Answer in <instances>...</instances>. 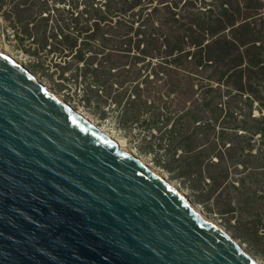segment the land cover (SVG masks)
<instances>
[{
    "label": "rangeland",
    "instance_id": "obj_1",
    "mask_svg": "<svg viewBox=\"0 0 264 264\" xmlns=\"http://www.w3.org/2000/svg\"><path fill=\"white\" fill-rule=\"evenodd\" d=\"M22 2L0 45L264 264V0Z\"/></svg>",
    "mask_w": 264,
    "mask_h": 264
},
{
    "label": "water",
    "instance_id": "obj_2",
    "mask_svg": "<svg viewBox=\"0 0 264 264\" xmlns=\"http://www.w3.org/2000/svg\"><path fill=\"white\" fill-rule=\"evenodd\" d=\"M0 264H258L0 52Z\"/></svg>",
    "mask_w": 264,
    "mask_h": 264
},
{
    "label": "built area",
    "instance_id": "obj_3",
    "mask_svg": "<svg viewBox=\"0 0 264 264\" xmlns=\"http://www.w3.org/2000/svg\"><path fill=\"white\" fill-rule=\"evenodd\" d=\"M39 3H50L51 0H38ZM24 4L22 0H0V39L13 44L17 41L18 29L13 20L7 16L15 15Z\"/></svg>",
    "mask_w": 264,
    "mask_h": 264
},
{
    "label": "bare ground",
    "instance_id": "obj_4",
    "mask_svg": "<svg viewBox=\"0 0 264 264\" xmlns=\"http://www.w3.org/2000/svg\"><path fill=\"white\" fill-rule=\"evenodd\" d=\"M0 52L4 55V56H6L7 58H9L10 60H12V61H14V62H16L19 66H21V67H23L24 68V66L21 64V61H20V59L19 58H17L16 56H14L11 52H9L8 51V49L7 48H4L2 45H0ZM32 75V74H31ZM34 78H36L34 75H32ZM38 81H39V79L38 78H36ZM40 82V81H39ZM41 83V82H40ZM41 84H43V83H41ZM44 85V84H43ZM45 86V85H44ZM47 89H48V87L47 86H45ZM50 90V89H49ZM51 91V90H50ZM52 92V91H51ZM58 97V96H57ZM59 99H60V97H58ZM78 114V113H77ZM80 117H82L80 114H78ZM84 119H87V118H85V117H83ZM88 120V119H87ZM90 122V121H89ZM91 124H93L94 126H95V128L96 129H98L101 133H103V134H105L106 136H108L110 139H112L119 147H120V150H122V149H124V150H127V151H129V152H131V153H133L129 148H127L126 147V145H127V143H125L124 142V140H118V139H115V138H113V137H111L110 135H109V133L105 130V129H101V128H98L97 126H96V124L95 123H93V122H90ZM123 151V150H122ZM125 152V151H124ZM128 155H131L132 157H134L135 159H137V160H139L143 165H145L149 170L151 169L152 171H154L152 168H150L149 166H148V163L145 161V160H143V159H140V158H138L136 155H132V154H129L128 152H126ZM155 173H157L160 177H161V179H163L171 188H173L174 190H176L179 194H181V196L182 197H184L185 199H186V201L190 204V207H191V209L196 213V214H198L199 216H201L202 217V214H201V210L199 209V208H197L196 206H194L193 204H191V202H189V200L187 199V197L185 196V194L184 193H182L178 188H177V186H175L174 184H172L169 180H167L166 178H164V177H162L158 172H156V171H154ZM202 218H204V217H202ZM209 222V221H208ZM211 223V222H210ZM212 225H214L215 227H217L219 230H221L222 228L220 227V226H218V225H215V224H213V223H211ZM223 230V229H222ZM221 230V231H222ZM223 233H225V235L227 236V237H229V238H231L226 232H224V231H222ZM232 239V238H231ZM233 240V239H232ZM234 242H235V240H233ZM235 244H237L243 251H245V249H243L238 243H236L235 242ZM250 256V255H249ZM251 257V256H250ZM254 259V258H253ZM255 260V259H254ZM258 264H260L257 260H255Z\"/></svg>",
    "mask_w": 264,
    "mask_h": 264
},
{
    "label": "trees",
    "instance_id": "obj_5",
    "mask_svg": "<svg viewBox=\"0 0 264 264\" xmlns=\"http://www.w3.org/2000/svg\"><path fill=\"white\" fill-rule=\"evenodd\" d=\"M109 22V21H108ZM109 23H111V22H109ZM261 112L263 113V111L261 110ZM253 117H255V114H254V109H253Z\"/></svg>",
    "mask_w": 264,
    "mask_h": 264
}]
</instances>
